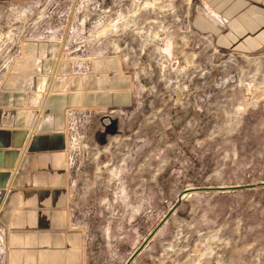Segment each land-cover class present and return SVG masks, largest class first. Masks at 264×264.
<instances>
[{"label": "rangeland", "instance_id": "rangeland-1", "mask_svg": "<svg viewBox=\"0 0 264 264\" xmlns=\"http://www.w3.org/2000/svg\"><path fill=\"white\" fill-rule=\"evenodd\" d=\"M197 2L0 0V86L52 42L78 96L104 91L68 129L85 264H125L185 189L264 183V46L200 32ZM132 264H264V188L188 195Z\"/></svg>", "mask_w": 264, "mask_h": 264}, {"label": "crops", "instance_id": "crops-1", "mask_svg": "<svg viewBox=\"0 0 264 264\" xmlns=\"http://www.w3.org/2000/svg\"><path fill=\"white\" fill-rule=\"evenodd\" d=\"M198 2L197 30L221 38L231 31L233 43L245 38L253 51L264 46V0ZM64 49L27 45L0 86V264H85L86 238L69 209L68 129L76 107L105 105L104 91L76 94Z\"/></svg>", "mask_w": 264, "mask_h": 264}, {"label": "water", "instance_id": "water-1", "mask_svg": "<svg viewBox=\"0 0 264 264\" xmlns=\"http://www.w3.org/2000/svg\"><path fill=\"white\" fill-rule=\"evenodd\" d=\"M254 188H264V183L256 184V185H244V186H235V187H196V188H188L185 189L181 194L178 195L176 203L172 206V208L168 211L165 217L161 220V222L157 225V227L149 234V236L143 241V243L133 252V254L128 258L125 264H132L137 256L143 251L146 245L150 242V240L155 236L158 230L162 227V225L170 218L176 209L180 206L182 199L187 197L190 194L195 193H203V192H217V193H226V192H235L240 190H249Z\"/></svg>", "mask_w": 264, "mask_h": 264}, {"label": "built area", "instance_id": "built-area-1", "mask_svg": "<svg viewBox=\"0 0 264 264\" xmlns=\"http://www.w3.org/2000/svg\"><path fill=\"white\" fill-rule=\"evenodd\" d=\"M0 235H1V233H0Z\"/></svg>", "mask_w": 264, "mask_h": 264}]
</instances>
